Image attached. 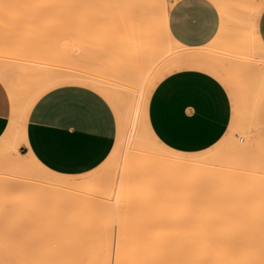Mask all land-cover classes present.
<instances>
[{"label": "rangeland", "instance_id": "374dc122", "mask_svg": "<svg viewBox=\"0 0 264 264\" xmlns=\"http://www.w3.org/2000/svg\"><path fill=\"white\" fill-rule=\"evenodd\" d=\"M126 1L117 2L113 11H108L106 4L99 1L90 5L91 10L81 6L76 10L70 0H0V70L4 71L0 79L8 87L11 102L8 128L0 139V264H206L201 243L194 239L160 237L156 231L155 236L160 238H155L152 229H148L151 233L147 235L149 212L157 207L153 213H158L162 207L164 212L167 210L165 217L169 212L170 222L178 208L186 211L182 214L186 222L210 223L213 218V223H252L255 216H260L255 222H264V210L253 212L252 204L235 202L232 192L226 193L221 185L227 182L226 168L238 171L252 160H258L264 168V127L257 116L249 115L250 110L243 106L242 92L235 89L233 78L228 75L224 84L238 95L234 124L225 140L223 136L212 148L185 155L199 156L191 161L206 159L197 170H191L192 178L178 179L180 171L172 174L151 170L140 162L138 153L142 151L153 160L174 156L147 134L140 114L154 81L150 60L153 57L148 52L161 47L163 51L167 44L156 34L159 45L156 49L148 45L149 48L140 49L144 40L127 29ZM256 1H217L226 25L224 33L227 39L231 38L234 48L241 47L242 51L218 45L204 50L180 48L157 72L156 78L187 65L210 66L214 62L227 72L225 67L230 60L248 64L259 54L250 22L252 12L258 8L250 3ZM171 2L165 0L167 10ZM133 38L139 40V47ZM130 40L136 50L130 47ZM141 50L147 53L142 55ZM52 77L57 80L46 82ZM87 77L101 80L96 85L115 113L118 131L115 147L108 159L91 173L64 176L50 172L30 160L18 146L22 120L42 94L62 85L86 83ZM16 151L20 160H28L20 169L12 166L18 160ZM186 171L188 174L189 170ZM181 172L183 176L184 171ZM219 192L224 196L220 197ZM215 193H219L218 199ZM227 194L233 198L229 199ZM191 209L199 212L192 213ZM201 212L208 214V218L201 216ZM157 215V220L164 218L159 216L160 212ZM201 217L208 220L205 222Z\"/></svg>", "mask_w": 264, "mask_h": 264}, {"label": "crops", "instance_id": "0c3cea01", "mask_svg": "<svg viewBox=\"0 0 264 264\" xmlns=\"http://www.w3.org/2000/svg\"><path fill=\"white\" fill-rule=\"evenodd\" d=\"M170 6L167 29L180 46L204 50L215 43L214 46L243 50L234 48L231 38L227 39L216 0H172ZM257 7L250 22L259 54L248 64L230 60L225 67L227 72L214 62L210 66H181L153 81L142 109V121L147 134L174 157L197 159L199 156L185 155L206 151L223 136L224 140L228 137L226 134L237 115L238 95L225 85L227 75L233 78L235 89L242 92L243 106L250 110L249 115L257 116L264 127V0ZM193 15L198 20L195 28L180 22ZM170 73L173 74L167 76ZM71 74L74 75L67 72ZM86 79V83L62 85L42 94L22 120L18 146L50 172L64 176L91 173L108 159L115 147L116 117L96 85L101 80ZM53 80L57 78L46 82ZM53 100L57 103L53 104ZM0 102L1 139L11 113L8 87L1 79Z\"/></svg>", "mask_w": 264, "mask_h": 264}, {"label": "bare ground", "instance_id": "6f19581e", "mask_svg": "<svg viewBox=\"0 0 264 264\" xmlns=\"http://www.w3.org/2000/svg\"><path fill=\"white\" fill-rule=\"evenodd\" d=\"M38 1L46 2V1H54V0H38ZM70 1L73 3V4H71V7L73 6V9H76L78 6L79 7L81 6L82 9L89 8V10H91L90 8L92 6L90 7V5H94L97 1H99L100 3L103 2L106 4L108 11H113L112 10L113 7H116L115 4L121 0H119V1L118 0H70ZM127 1H128V10H129V20H128L129 21V24H128L129 27H127V29L129 28V30L131 29L132 31H135L136 34H134V35L136 36L138 34L137 36L140 37L139 40L140 39H142V41L144 40L143 42H141L142 45L140 44L142 46V47H140V49L141 48L143 49L144 48L143 46H145V48H146L147 45L149 47L152 46L154 48L155 47L157 48V46H159V45H157L158 42L154 37V35H156V34L160 35L161 40H163L167 44L163 51H162L163 48L161 47L159 50L153 51V53L148 52V54H152V57H153L150 60H152V62H153L152 67L154 69L153 74H154V80H155L157 72L164 67V64L168 61V59L170 57L176 56L179 53V49L184 48V47L180 46L177 42H175L168 32V29H167V11L168 10L166 9L165 0H127ZM127 1H126V4H127ZM216 1L220 2V0H216ZM261 1L262 0H257L254 3V5H256V6L259 5V3ZM227 2H230V1H227ZM103 3H101V4H103ZM90 14H92V13H90ZM120 16H121V14H120ZM82 17L84 18V16H82ZM110 19H112V18H110ZM116 19H117V17H116ZM88 21H89V19H88ZM127 32H128V30H127ZM106 33H109V32H106ZM128 33L130 35V31ZM135 39H136V37H135ZM135 39H134V41H135ZM139 40H138V42H139ZM128 41H129V39H128ZM124 42H126V40ZM131 42L132 41L130 40L129 44ZM135 42H136V46H138V44L140 43V42L138 43L137 41H135ZM131 44H130V47H131ZM143 44H145V45H143ZM214 44L215 43H212L213 46L211 47V45H209L208 48L213 49L215 47ZM133 47H131V48H133ZM149 47H147V48H149ZM127 48H129V47L127 46ZM154 48H152V49H154ZM185 49H187V48H185ZM134 50H136V49H134ZM189 50H191V49H189ZM143 51H145V50H143ZM143 51H142V55L144 53H147L146 51L145 52H143ZM112 60H114V59H112ZM150 60H149V62H150ZM116 61H118V60H116ZM149 68L150 67H148V69ZM2 71L0 70V73ZM3 72H2V74H3ZM2 74H0V75H2ZM140 114L142 116V111ZM132 142H133V140H132ZM14 153L17 156V157L16 156H14V157L18 158V160H16L12 164V166L16 169H20L26 164V161H28V160L27 159L24 161L22 159L20 160L21 157H19V153L17 151ZM138 154L141 158V159H139L140 162L143 163L145 166L147 164L148 168H150L151 170L153 168V169H157L158 171H164L165 173H168V171H169V173H172V174L180 171L179 174L178 173L177 174L180 175L181 178H178V179L184 178V180L186 179V181H187L188 177L190 178V176H191V178H192L193 174L191 173V170L198 168L206 160V159H200L197 161H191V160H195V159H184V158H179V157H174V156L169 158V159L153 160V159H150V157H148L147 154L143 153V151L138 153ZM27 157L30 158V160L32 158L29 154L27 155ZM197 159H199V158H197ZM145 161H146V163H145ZM223 167L224 166H222V168ZM222 168L220 167L219 169H222ZM223 169H222V171H223ZM186 170H189L190 172L188 171V174H191V175L186 174V172H187ZM195 170H197V169H195ZM208 170H209V168H208ZM224 170H226V172L224 171L226 173V175H225L226 178L228 176L227 182L223 183L221 180V182L223 183V184H221L222 187H224V190L226 188L225 192L227 190L229 193L232 192L231 194L235 197V202L237 201L240 204H246V205L252 204L254 207L253 212L259 211L258 213H260L261 210L263 211L264 210V206H263V204H264V168L262 167L261 163L258 160H252V162L246 163V165L243 166L241 169H238V171H234V170L227 171V168ZM181 171H184L183 176H182ZM213 171H214V169H213ZM184 173H185V175H184ZM225 173H223V174H225ZM225 176H221V177H225ZM189 178H188V180H189ZM218 178H220V177H218ZM184 180H182V181H184ZM163 181H165V180H163ZM182 181H180V182H182ZM214 182L215 181H213V183ZM218 183L219 184H216V188H217V186L220 185V181ZM158 185H159V183H158ZM210 186H211V184H210ZM211 189H212V187H211ZM224 190H223V192H224ZM228 192H226V193H228ZM215 194H217V193H215ZM218 194L215 195V196H217L216 199H218V197H219ZM223 194H225V193H223ZM228 194L226 196H228ZM221 195L222 194L220 193V197L224 196V195H222V196ZM215 196H214V199H212L214 201L216 200ZM226 196H225V198H226ZM233 196L232 197L228 196V197H229V199L230 198L232 199ZM225 198H223V199H225ZM239 203H237V204H239ZM234 204H236V203H234ZM183 208L185 209V207H183ZM157 209L158 208L156 207V209L154 208L152 210H155L153 212H156ZM162 209L163 208L160 207L161 211L159 210L158 213H155V214L159 215V212H160L159 216H164L165 219L163 217H160V219L158 218V220H157L155 218L156 215L153 212H149L151 214H148V215H150V216L155 215V217L151 216V217H153V219H154L153 220L152 218H150V216H148L149 217V220L147 218L148 224L147 223L144 224L145 225L144 230L146 229V226L148 225V227L146 229L147 231L145 230L146 234L147 233L150 234L151 232H153L152 237H155V238H160L163 236H173V237L179 236V237H182V238H185L188 240L194 239L195 241L201 243L202 258L207 261L206 264H264V222H255L256 219L260 220V216L258 217L259 219L255 216L254 217L255 221L252 223H250V222L246 223V221L244 223H242V222L241 223L240 222H235V223H230V222L229 223H226V222H219V223L217 222L216 223V222H214L213 223L212 217H209L210 219L212 218L211 222L209 221L210 223H203V221L201 223H199L198 221L196 222L195 220H194L195 222H192L191 220L190 221L188 220V222H186L187 220L184 221V219H183L184 217H182L183 216L182 214L184 213L183 209L178 208L177 211L173 212L172 211L173 209L171 210L170 208H168V209H170L169 211L176 214V215L172 214V217L175 216L174 218H172V220L173 219L175 220V218H176V220L175 221L173 220L172 222H170L171 219L169 217L170 216L169 212H168V217L166 216L167 217L166 218L164 213L167 212V210H165V212H164ZM164 209H165V207H164ZM203 209H205V208H203ZM181 210H183V212ZM186 210H187V208H186ZM197 210H199V209L192 210V213H194V211H197ZM200 211H202V210H200ZM197 212H199V211H197ZM207 212H204V213L206 214ZM209 212H211V211H209ZM201 213H199L201 216L204 215V213H202V214ZM211 213H210V216H211ZM185 214H186V211H185L184 215ZM199 214H197V215H199ZM192 215H194V214H192ZM187 216H189V217L191 216V214H188V210H187ZM207 216H209V215L207 214ZM207 216L204 215L203 217L206 218ZM217 216H218V214H217ZM194 218L197 219V217H195V215H194ZM204 218H202V219L205 220ZM161 219H162V221L160 222L159 220H161ZM168 219H170V220H168ZM150 220L151 221L153 220L155 222L158 221V223L159 222L160 223L157 224V222H156V224H154L155 222L152 221L153 222V224H152V222ZM163 220H165L164 221L165 224H163ZM206 220H208V219H206ZM206 220H205V222H206ZM222 220H223V218H222ZM261 220H263V219L261 218ZM166 222H169V224ZM148 229H150V230L152 229L153 231L151 230V232H150V230H148ZM155 231L157 233H160L162 236H160L159 234H157V235H159L160 237L155 236V234H156ZM153 234H154V236H153Z\"/></svg>", "mask_w": 264, "mask_h": 264}, {"label": "snow or ice", "instance_id": "6c2138e0", "mask_svg": "<svg viewBox=\"0 0 264 264\" xmlns=\"http://www.w3.org/2000/svg\"><path fill=\"white\" fill-rule=\"evenodd\" d=\"M180 22L187 27L195 28L197 23H198V20L193 15V16H189L188 19H181ZM0 103H2V102H0ZM52 103L55 104V103H57V101L53 100Z\"/></svg>", "mask_w": 264, "mask_h": 264}]
</instances>
